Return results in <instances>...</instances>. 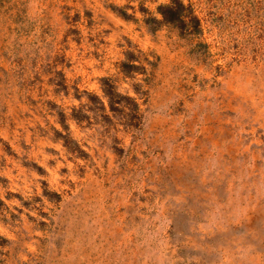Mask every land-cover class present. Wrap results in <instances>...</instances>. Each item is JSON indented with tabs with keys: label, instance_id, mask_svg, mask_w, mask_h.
Instances as JSON below:
<instances>
[{
	"label": "rangeland",
	"instance_id": "rangeland-1",
	"mask_svg": "<svg viewBox=\"0 0 264 264\" xmlns=\"http://www.w3.org/2000/svg\"><path fill=\"white\" fill-rule=\"evenodd\" d=\"M0 0V264H264V0Z\"/></svg>",
	"mask_w": 264,
	"mask_h": 264
},
{
	"label": "trees",
	"instance_id": "trees-1",
	"mask_svg": "<svg viewBox=\"0 0 264 264\" xmlns=\"http://www.w3.org/2000/svg\"><path fill=\"white\" fill-rule=\"evenodd\" d=\"M160 8L162 9V20L166 23H178L182 26H187L193 20L195 24H200V19L196 15L189 18L188 13L192 11L190 4L185 5L180 0H171L170 4H166Z\"/></svg>",
	"mask_w": 264,
	"mask_h": 264
}]
</instances>
